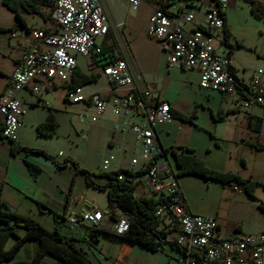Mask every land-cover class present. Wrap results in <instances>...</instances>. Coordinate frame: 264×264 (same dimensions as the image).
<instances>
[{
  "label": "built area",
  "instance_id": "built-area-1",
  "mask_svg": "<svg viewBox=\"0 0 264 264\" xmlns=\"http://www.w3.org/2000/svg\"><path fill=\"white\" fill-rule=\"evenodd\" d=\"M230 0H200L199 3H164L163 0H129L135 11L148 4L152 8L148 36L166 54L168 66L183 72L200 74V86L232 100L245 110L264 108V69L254 72L249 82L243 80L231 62V44L226 29V10ZM59 32L37 29L33 42L39 47L25 53L17 63L10 86L0 96V137L15 141L23 126L26 110L18 95L33 83L46 81L68 86L66 100L84 103L97 116L109 110L120 121L113 131L134 138L138 153L118 182L142 187L158 202L155 216L161 228L179 227L174 240L180 264H264V229L258 234L223 235L214 217L190 211L173 164L159 143L156 128L173 121L170 103L162 101L151 88L140 89V75L131 69L102 0H55L52 14ZM125 24H115L120 31ZM104 76L111 93H86L85 86L69 88L79 67L78 56L90 59L105 56ZM33 93L40 95L39 85ZM48 106V103H45ZM111 160H104L101 173H111ZM105 214L95 208L71 215L70 231L101 228ZM129 217L115 223L114 233L130 230Z\"/></svg>",
  "mask_w": 264,
  "mask_h": 264
},
{
  "label": "rangeland",
  "instance_id": "rangeland-1",
  "mask_svg": "<svg viewBox=\"0 0 264 264\" xmlns=\"http://www.w3.org/2000/svg\"><path fill=\"white\" fill-rule=\"evenodd\" d=\"M2 1L0 0V72L2 73L0 88L3 87V75H8L12 71L15 57L23 50L21 46L24 43L23 39H33L34 31L28 32L19 23L16 15L2 5ZM163 1L170 4L178 3L180 0ZM199 1L187 0V3H199ZM112 4L117 12L128 19L130 36L126 29H120L114 33L133 72L138 73L144 83L158 89L165 97L176 99L179 102L180 111L187 117L192 116L194 110H197V119L192 123L177 120L162 128L163 145L165 147L188 145L192 150L194 149L209 169L236 173L257 184L254 197H251L244 190L233 186H223L221 182L192 175H180L174 158L169 155L174 171L176 175H179V184L190 211L206 217H214L224 227L234 228L239 234H258L264 226L262 210L264 208V129L257 137L252 133L250 135L252 137L246 136V143L242 140L239 141L240 145L233 143L236 124L240 126V130L248 129L245 117H249L250 110L243 109L242 115L226 116L227 121L224 124L215 123L214 116H217L222 106L220 96L218 94L209 96L208 92L200 90L196 75L167 67L166 55L161 51L158 43L148 36V26L152 15L150 8L144 4L139 11H135L129 0H113ZM228 6L226 17L229 26L240 42L249 47L236 53L235 64L241 73L244 72L245 77H250L254 70L264 69V61L259 54L264 53V21L259 20L247 0H230ZM23 17L29 23V29H38L40 23L33 15L25 14ZM77 59L82 73L100 76L97 83L85 86L86 93L99 91L109 86L103 71L108 60L97 57V65L91 67L89 58L78 56ZM140 83L138 84L141 86ZM40 89L44 94V101L50 107L39 104L36 110L37 117H43L51 108L58 123L56 134L53 136L55 140L51 141L49 148L52 153L69 155L71 158L66 159L75 160L74 162L81 169L85 167L88 172L95 175L101 174V165L105 159L111 160L112 164L118 163L124 157L120 146L108 151V139L111 135L110 132L101 129V126L106 124V118H109L107 114L111 113L110 110L103 116H97L93 110L87 112L88 108L84 103L72 104L64 98L67 88L60 84L52 87L48 93L42 89V86ZM23 124L25 125L24 120ZM40 137L37 145L50 143L47 139L49 137ZM128 139L133 142L130 137ZM258 143L263 145L262 150L256 148ZM132 158V152H128L124 159L130 161ZM143 191L145 190L139 187L136 194L139 195ZM96 193L87 192L85 197L93 203L91 206L102 209L101 212H103L106 197ZM103 222L104 226L113 227L114 225L110 217ZM18 230H20V236L25 235L26 230L21 228ZM113 239L116 238L103 234L102 239H98L100 242L98 246H89V255L93 257L94 264H116L111 255L117 251V248L109 243V240ZM140 264L180 263L165 253L158 252L150 253L141 260Z\"/></svg>",
  "mask_w": 264,
  "mask_h": 264
},
{
  "label": "crops",
  "instance_id": "crops-1",
  "mask_svg": "<svg viewBox=\"0 0 264 264\" xmlns=\"http://www.w3.org/2000/svg\"><path fill=\"white\" fill-rule=\"evenodd\" d=\"M112 1L113 0L111 1L103 0L102 2L113 25L112 27L113 32L118 31L114 28L115 24L119 25L124 23L125 25L120 29H126L127 32L129 33L130 27H128L127 25L128 19L125 18V15L116 11V9L112 4ZM256 1L264 5V1H260V0H256ZM47 3L48 6H45L42 9L43 15H33V17L38 19L40 23L38 29H44L51 32H59L60 27L52 18V14L55 8V0H47ZM145 5H147L150 8L152 14L151 6H149L148 4ZM260 19L264 21V18L259 16V20ZM25 22H26V26L24 27L28 30V32L37 30V29H29V23L27 22L26 19ZM226 29H227L228 41H230L229 44H231V48H232V52H231L232 65L236 69L238 75L243 80L249 82L256 70L252 72L250 77H245L244 72L241 73L235 64L236 53L238 51L244 50L249 47H247L246 44L240 42L236 34L233 33L232 28L229 26L228 21H227ZM23 42L24 43L21 44L23 50L22 52H19V54L15 57L14 60L15 65L13 66L12 71L9 72L8 75L6 74L3 75L4 81L2 85L3 87L0 88V94L4 93L6 89L10 86L11 77L15 70V67L17 63H19L22 60L25 53L29 52L30 50L39 49V47L33 42V39L31 40L23 39ZM161 51L163 52L162 49ZM256 51H258V49H256ZM259 54L262 56V60L264 61V53L260 52ZM166 64L168 68H172L168 66L167 58H166ZM78 69L81 72L80 67H78ZM188 73H192L198 77L200 90L208 92L209 96H211V94H218L220 96L222 100V106L218 114L222 112L224 120L221 121L214 120L215 123H218V125L224 124L227 121L226 116H229L230 114L242 115L243 108L237 106L234 102H232V100L226 98L225 96H223L218 92L202 89L200 86L199 73L197 72H188ZM142 82L143 81L141 80L140 83L141 86L138 84L141 90L146 88H151L153 93L156 96H158L160 100L172 104L171 105L172 115L174 119L171 123L177 120L183 121L180 119L181 117L187 118V120L189 118H193L192 121L197 119L196 118L197 110H194L192 116L187 117L185 114H183L180 111L179 102L176 99L174 98L169 99L164 95H162V93L158 89L152 88L148 83L143 82L142 84ZM38 85L39 87L42 86V89H44L48 93L52 87H55L58 84H52L46 81H42L38 84L33 83L27 89L22 91L20 95H18L19 100L22 102L23 106L26 109V115L23 118L25 125L23 124L22 128L18 132L17 139L13 142L4 140L3 138L0 137V199L2 202H4L7 205L10 212L22 216L31 217L32 219L40 223L49 232L58 231L62 236L68 238L69 243L74 245L78 250L84 252L94 263L93 257H90L89 255L90 252L89 246L92 244L86 240L87 237L93 231L98 230L100 232L98 231L95 232L98 233V239L101 240L102 235L106 234L104 232H108V231L114 232V227L116 222L112 220L114 224L113 227L104 226V222H103L102 225L100 226L101 228L93 229V231L88 230L87 228H81L72 232L70 231L71 228H69L68 225V218L71 215L82 214L83 212H86L89 208H95L91 206L93 205V203L89 202L85 197L87 192H94V193L98 192L106 197V205H105V209L103 210V213L105 214V219L107 217H110V213L112 212L113 207L111 206L109 201L108 191H100L95 189L94 187L89 186L85 175L78 172L77 168L71 162H68L69 159H66V158H71L69 157V155H64V154L59 155V153H52L50 151L49 148H50V144L52 143L51 141L55 140V137L47 138L50 141V143L43 144L42 146L37 145L38 139L41 138L37 134V125L46 121L47 116H49L50 113L49 109H51L49 108L47 112H45V115H43V117L42 116L37 117L36 110L39 107V104L43 105L44 107H50L49 105L48 106L45 105L46 101H44V94H42L41 89L39 96L33 93L34 88L37 87ZM64 87L68 88V86H64ZM111 91H112L111 87L107 86L102 90L91 91L89 93L98 92L103 95H108L111 93ZM66 93L64 94L65 99H66ZM87 108H88L86 110L87 112L91 111V109L88 106ZM51 111L53 112L52 109ZM107 115H109V118H106L105 120L106 124H103L101 126V129L105 130L106 132L107 131L110 132L111 135V137L108 139V143H109L108 151H112L114 150V147L120 146L122 148L124 155V157H122V159H120L118 163H112L113 166L112 170L117 168H122V169L129 168L131 160L137 154L136 150L134 149L135 147H134L133 135L131 134L124 135L119 131L116 132L113 131V126L115 124H118L120 120L114 117L111 113H108ZM250 115L254 117L263 118L264 108L254 107L253 109L250 110ZM245 119L248 127L247 130L246 129L240 130L239 129L240 126L238 124H236V128L234 129L235 137L232 142L237 145H240L239 143L240 140L246 143L245 138L246 136H250L251 133L254 134L255 137L259 136L264 129V122H263V127L261 129V132L259 134L255 133L251 129L249 117L248 118L245 117ZM192 121L189 122L192 123ZM165 125L158 126L156 128V131L159 136V143L163 146V148L167 149L170 147L169 146L165 147L161 140L162 128ZM128 137L133 139V142L129 141ZM174 147L177 148L187 147L192 149L188 145H174ZM25 148L28 149L37 148L44 150L47 152L48 155L52 156L55 161H52L40 154L27 152L24 150ZM128 152L129 153L132 152L133 155V158L130 161L124 159L125 155H127ZM195 154L197 155L196 152ZM111 159H113V157H111ZM28 163L34 164L40 168L41 172L39 173V175L34 176L30 172ZM82 169L88 171L85 167H82ZM93 180L97 182V184H101V185H104L108 182V180L104 178H100V179L93 178ZM136 191L134 193V196L136 198H142L145 196L150 197L148 194H146L145 191H143L139 195L136 194ZM219 227L223 235L229 236L235 232L234 228H230L228 226L224 227L220 223H219ZM164 229L170 232L168 236V241L170 242L176 240V238H178V236L181 234V230L179 227H176L171 230H168L166 228ZM263 229L264 226L259 231V233L262 232ZM17 233L19 234L20 230H18ZM14 243H15V238H11L7 244V249L11 248ZM109 243L113 247L117 248V251L113 252L112 253L113 255H111V257L116 262V264H128V263L140 264L143 258L147 257L150 253H152L141 246H130L124 244L123 241L117 238L113 240H109ZM36 249H37L36 243L34 242L27 243V245L24 246L17 255L15 261L31 260L35 255ZM158 252L165 253L166 255H168V257H170L171 259H175L178 261V263H180L179 253L177 251L176 246L167 244L164 246L163 251L161 250ZM41 264H61V263H58V261L56 262L49 258H45L44 260H42Z\"/></svg>",
  "mask_w": 264,
  "mask_h": 264
},
{
  "label": "trees",
  "instance_id": "trees-1",
  "mask_svg": "<svg viewBox=\"0 0 264 264\" xmlns=\"http://www.w3.org/2000/svg\"><path fill=\"white\" fill-rule=\"evenodd\" d=\"M251 4V9L259 17L264 18V5L256 0H247ZM2 5L13 12L19 23L26 26L23 15H43L42 9L48 6L47 0H3ZM227 26V20H226ZM106 60L108 58L105 56ZM2 73L0 72V76ZM76 78L73 79L69 88L86 86L88 84L97 83L100 79L99 75H85L77 69ZM1 96V94H0ZM50 110L49 116L45 122L37 127L39 136L53 138L56 134L58 123L55 114ZM215 120H224L223 113L220 112L214 116ZM183 121H192L193 118H180ZM251 129L259 134L263 127V118L249 115ZM258 150L263 149V145H256ZM30 153H36L55 161L54 158L46 152L38 149H24ZM170 154L175 162L180 175H192L206 180L221 182L223 186H233L240 190H244L251 197H254L255 186L257 185L251 179H244L242 176L232 172H219L209 169L204 161L199 158L194 150L187 147H170L165 150ZM71 162L78 172L85 175L89 186L100 191H108L109 201L113 207L110 218L117 222L123 215L129 217L130 230L123 235H117L114 232H104L107 235L123 241L124 244L130 246H141L152 253L163 251L164 246L170 244L176 246L174 241H168L170 232L161 228L156 216L155 210L158 205L155 197L136 198L134 193L136 186L126 185L118 182L116 179L119 173H124V169L111 173H101L100 175L92 174L85 169H81L77 163ZM30 172L37 176L41 172L40 168L34 164L28 163ZM93 178H104L108 182L104 185L97 184ZM177 178L179 175L177 174ZM264 211V208H262ZM26 230L25 235L20 236L18 229ZM88 230H92L87 228ZM98 231V230H95ZM100 232V231H98ZM11 238H15V243L9 249L7 244ZM29 242L37 244L34 257L27 261H15L21 249ZM90 245V244H89ZM177 248V246H176ZM178 251V249H177ZM45 258L58 261L61 264H94L93 261L82 251L78 250L74 245L69 243L68 238L62 236L58 231L49 232L40 223L31 217L22 216L10 212L7 205L0 199V264H41Z\"/></svg>",
  "mask_w": 264,
  "mask_h": 264
},
{
  "label": "water",
  "instance_id": "water-1",
  "mask_svg": "<svg viewBox=\"0 0 264 264\" xmlns=\"http://www.w3.org/2000/svg\"><path fill=\"white\" fill-rule=\"evenodd\" d=\"M89 243H91L93 246H98L99 241H98V233L93 231L86 239Z\"/></svg>",
  "mask_w": 264,
  "mask_h": 264
}]
</instances>
